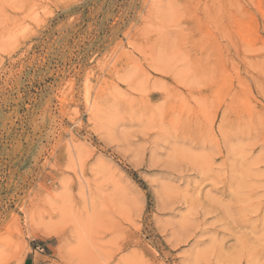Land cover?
Listing matches in <instances>:
<instances>
[{
  "label": "rangeland",
  "instance_id": "obj_1",
  "mask_svg": "<svg viewBox=\"0 0 264 264\" xmlns=\"http://www.w3.org/2000/svg\"><path fill=\"white\" fill-rule=\"evenodd\" d=\"M0 264H264V0H0Z\"/></svg>",
  "mask_w": 264,
  "mask_h": 264
},
{
  "label": "built area",
  "instance_id": "obj_2",
  "mask_svg": "<svg viewBox=\"0 0 264 264\" xmlns=\"http://www.w3.org/2000/svg\"><path fill=\"white\" fill-rule=\"evenodd\" d=\"M35 248H36V249H39V250H41V251L43 250L42 248L39 247V245H37Z\"/></svg>",
  "mask_w": 264,
  "mask_h": 264
}]
</instances>
